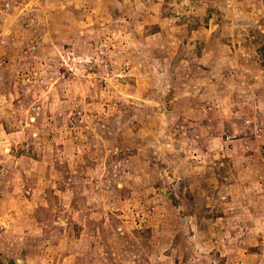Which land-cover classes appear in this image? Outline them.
Listing matches in <instances>:
<instances>
[{
	"label": "rangeland",
	"instance_id": "374dc122",
	"mask_svg": "<svg viewBox=\"0 0 264 264\" xmlns=\"http://www.w3.org/2000/svg\"><path fill=\"white\" fill-rule=\"evenodd\" d=\"M0 264H264V0H0Z\"/></svg>",
	"mask_w": 264,
	"mask_h": 264
},
{
	"label": "built area",
	"instance_id": "2783aa9c",
	"mask_svg": "<svg viewBox=\"0 0 264 264\" xmlns=\"http://www.w3.org/2000/svg\"><path fill=\"white\" fill-rule=\"evenodd\" d=\"M0 63H4V61H1V59H0Z\"/></svg>",
	"mask_w": 264,
	"mask_h": 264
}]
</instances>
